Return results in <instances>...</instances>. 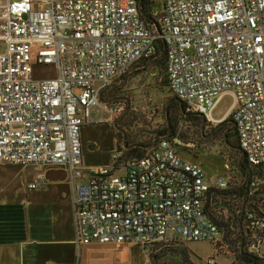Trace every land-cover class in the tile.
<instances>
[{
    "label": "built area",
    "instance_id": "2783aa9c",
    "mask_svg": "<svg viewBox=\"0 0 264 264\" xmlns=\"http://www.w3.org/2000/svg\"><path fill=\"white\" fill-rule=\"evenodd\" d=\"M1 1V0H0ZM0 18V163L59 167L72 193L78 247L221 241L207 218L213 184L160 138L137 159L114 153L110 165L85 169L81 129L122 107L102 103L107 88L163 44L168 90L207 127L230 117L251 167H264V0H148L161 6L158 27L142 19L141 0H7ZM158 12L153 11L152 16ZM53 67L52 79L34 68ZM229 95L228 116H213ZM43 177L28 185L37 189ZM256 182L249 185L250 193ZM247 250L264 258V205L245 215ZM209 259L206 264H212Z\"/></svg>",
    "mask_w": 264,
    "mask_h": 264
},
{
    "label": "rangeland",
    "instance_id": "374dc122",
    "mask_svg": "<svg viewBox=\"0 0 264 264\" xmlns=\"http://www.w3.org/2000/svg\"><path fill=\"white\" fill-rule=\"evenodd\" d=\"M147 8L156 12L162 10L159 3L155 2ZM143 64L133 67L126 81L128 73L106 89L102 102L114 108L122 107V111L116 114L99 113L98 123L85 126V138L80 135L83 160L106 162L114 153L123 154L124 160L139 158L160 138H166L175 144L177 156L181 160L199 166L209 180L231 175L235 179L231 183L232 187L245 184L249 175L240 171L242 154L237 152L236 138L230 135L232 124L227 120L221 127H207L201 118L185 115L180 104L173 103L174 98L166 89L163 58H156L149 66ZM55 76L52 67L34 68L35 79H52ZM229 103L231 100L225 98L216 106L213 116L224 113ZM115 123L122 132L115 129ZM115 140L119 149L109 154L116 145ZM90 146L94 147L91 153L87 152L92 149ZM129 146L136 147L131 150L125 148ZM257 181L264 190V176ZM217 195L219 198L215 196L217 202L213 204V213L221 222L222 236L215 246L216 254L208 243H191L187 246L174 238L148 247L132 244L127 255L118 257V264H206L209 259L213 260L212 264H251L239 247L236 206L240 205V197L234 196L231 191L218 192ZM258 264H264V260L258 261Z\"/></svg>",
    "mask_w": 264,
    "mask_h": 264
},
{
    "label": "crops",
    "instance_id": "0c3cea01",
    "mask_svg": "<svg viewBox=\"0 0 264 264\" xmlns=\"http://www.w3.org/2000/svg\"><path fill=\"white\" fill-rule=\"evenodd\" d=\"M7 2L0 1V18L6 14ZM225 98L231 103L224 113L214 117L217 120L229 114V95L218 100L216 106ZM99 113L94 109L92 117L97 119ZM85 126L81 129L82 138L86 136ZM115 144L109 154L117 149L116 140ZM90 148L87 152L91 153L94 147ZM110 158L92 162L82 157V161L85 169H94L109 166ZM37 175L43 180L37 189L30 190L28 185ZM205 181L213 184L215 180L205 176ZM130 249L132 244L77 246L72 193L62 168L0 163V264H118V257L127 255Z\"/></svg>",
    "mask_w": 264,
    "mask_h": 264
},
{
    "label": "trees",
    "instance_id": "16d2710c",
    "mask_svg": "<svg viewBox=\"0 0 264 264\" xmlns=\"http://www.w3.org/2000/svg\"><path fill=\"white\" fill-rule=\"evenodd\" d=\"M147 6H150V3L148 4V0H141L142 19L147 24H149L150 26L158 27L159 23H160V16H161L160 11L158 12L157 16H152V13L154 10L148 9ZM159 6H160V4H159ZM163 51L164 50H163L162 42L160 40H157L156 46H155V55L152 57L151 62L149 64H146V65L149 66L153 62V60H155L156 58H159V57L163 58L164 79H165V83H166V89H167L168 93L170 94V92L168 90V80H167V75H166V70H165V54ZM142 65H144V64L142 63ZM172 101H173V103L178 102L180 104L182 111L184 112L185 115L199 117L195 113L187 112L185 105L183 103H181L180 101H178L176 98H174ZM199 118H201V117H199ZM225 121L230 122L232 124L233 129L231 130L230 135L234 136L236 138L237 152L241 153L239 151V146H238L237 132L235 130L234 123H233L232 119L230 117H227L222 123H220L217 126L221 127L225 123ZM117 128H118V126H117ZM202 137H204L203 133H202ZM225 142L228 143L227 140H225ZM154 145L151 148H153ZM117 149H119V148L117 147ZM150 149H147V152ZM131 159H137V158H131ZM239 166H240L241 172H244L245 175L246 174L249 175V179L245 182V184H242L241 186L232 187L231 183L235 179H233V177L230 175L227 177L229 179V181H228V186L225 190H218L216 188L211 189L210 193L208 194V199L206 200L207 218L211 222H213L217 225L219 232H220V235L222 236L221 222L219 221V218L213 213V211L215 210L213 204H215L217 202L216 201L217 197L215 199V196H218V198H219V195H217L218 192H230V191L232 192V194L234 196H239L240 198L238 200L240 201L239 202L240 205L236 206V211H237L238 216H239L238 228H239V236H240V239H239L240 240L239 241L240 252L242 254L246 255L245 257L247 258L248 262H250L251 264H258V261L264 260V258H260L256 254L250 253L247 250L249 232L245 228V215L249 210H256L258 207L264 205V190H263L262 185L257 181L258 179L262 178V176H264V167H251V166H249V164L247 163V160L243 156V154H242ZM229 171H231V170H229ZM236 173L239 174V176H242L238 171ZM258 174H263V175L260 176ZM252 181L256 182V187H255V190L252 191V193H250L249 185ZM239 183H241V181ZM237 189L239 190V193H237ZM164 241H166V240H164ZM155 244L146 245V246H142V247L153 246ZM150 255L151 254L148 255L149 258H150Z\"/></svg>",
    "mask_w": 264,
    "mask_h": 264
},
{
    "label": "water",
    "instance_id": "95a60500",
    "mask_svg": "<svg viewBox=\"0 0 264 264\" xmlns=\"http://www.w3.org/2000/svg\"><path fill=\"white\" fill-rule=\"evenodd\" d=\"M141 14H142V12H141ZM164 52V51H163ZM163 54V53H162ZM128 76H129V73L128 74H126V77H125V81L127 80V78H128ZM114 127H115V129L117 130V131H119V132H122V130L121 129H118L117 128V123H115L114 124ZM123 138H125V136H124V134H123ZM124 142H125V139H124V141H123V144H124ZM153 146V145H152ZM152 146H150V147H148V149H150ZM136 146H129V147H125L126 149H132V148H135ZM240 151V150H239ZM241 152V151H240ZM243 154V153H242ZM243 156H244V154H243ZM163 240V238H159L157 241H162Z\"/></svg>",
    "mask_w": 264,
    "mask_h": 264
},
{
    "label": "flooded vegetation",
    "instance_id": "af4514ba",
    "mask_svg": "<svg viewBox=\"0 0 264 264\" xmlns=\"http://www.w3.org/2000/svg\"><path fill=\"white\" fill-rule=\"evenodd\" d=\"M216 132V131H215Z\"/></svg>",
    "mask_w": 264,
    "mask_h": 264
}]
</instances>
